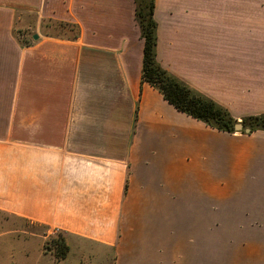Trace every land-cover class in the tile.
Wrapping results in <instances>:
<instances>
[{
  "label": "crops",
  "instance_id": "obj_1",
  "mask_svg": "<svg viewBox=\"0 0 264 264\" xmlns=\"http://www.w3.org/2000/svg\"><path fill=\"white\" fill-rule=\"evenodd\" d=\"M135 11L0 0V264H83L81 243L112 264H215L217 201L264 194L260 167L236 174L216 129L142 82ZM154 18L166 69L264 113V0H155ZM57 231L65 258L45 244Z\"/></svg>",
  "mask_w": 264,
  "mask_h": 264
},
{
  "label": "rangeland",
  "instance_id": "obj_2",
  "mask_svg": "<svg viewBox=\"0 0 264 264\" xmlns=\"http://www.w3.org/2000/svg\"><path fill=\"white\" fill-rule=\"evenodd\" d=\"M232 115L237 122L243 123L242 115ZM242 130L234 133L216 130V155H226V160L236 166V174L249 172L254 166L260 167L258 173L264 174V133H255L264 130L252 133ZM30 228L40 233L46 231L43 227ZM64 239L57 231L46 240V247L54 256H58L57 245ZM81 245L87 248L86 252L80 254L75 249L70 255L71 261L79 262V257L84 255L83 264H112L111 251L104 252L94 245ZM214 250L215 264H264V194L232 195L226 201H217Z\"/></svg>",
  "mask_w": 264,
  "mask_h": 264
},
{
  "label": "trees",
  "instance_id": "obj_3",
  "mask_svg": "<svg viewBox=\"0 0 264 264\" xmlns=\"http://www.w3.org/2000/svg\"><path fill=\"white\" fill-rule=\"evenodd\" d=\"M135 16L144 40L142 82L149 83L178 111L221 132L234 133L236 118L230 110L194 89L190 84L166 69L157 58V23L154 18L155 0H135ZM244 133L264 130V113L243 116ZM249 128L250 132L245 129ZM69 246L57 245V258H65Z\"/></svg>",
  "mask_w": 264,
  "mask_h": 264
},
{
  "label": "water",
  "instance_id": "obj_4",
  "mask_svg": "<svg viewBox=\"0 0 264 264\" xmlns=\"http://www.w3.org/2000/svg\"><path fill=\"white\" fill-rule=\"evenodd\" d=\"M35 37H37V36H35ZM234 129H235L236 131H240V130L244 129V125H243V123H241V122H237V123L234 125ZM245 131H246V132H250V129H249V128H246Z\"/></svg>",
  "mask_w": 264,
  "mask_h": 264
}]
</instances>
